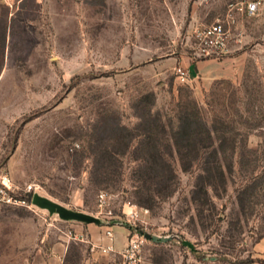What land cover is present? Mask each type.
I'll list each match as a JSON object with an SVG mask.
<instances>
[{
  "label": "rangeland",
  "instance_id": "374dc122",
  "mask_svg": "<svg viewBox=\"0 0 264 264\" xmlns=\"http://www.w3.org/2000/svg\"><path fill=\"white\" fill-rule=\"evenodd\" d=\"M0 173V264H264V0H0Z\"/></svg>",
  "mask_w": 264,
  "mask_h": 264
},
{
  "label": "built area",
  "instance_id": "2783aa9c",
  "mask_svg": "<svg viewBox=\"0 0 264 264\" xmlns=\"http://www.w3.org/2000/svg\"><path fill=\"white\" fill-rule=\"evenodd\" d=\"M260 2L253 1L246 5L245 12L249 15H254L259 9ZM229 32L226 27L221 24L212 25L198 34L199 41L206 51H224L227 47ZM179 75L182 79H187L189 74L187 71L178 69ZM16 187L12 178L7 173H0V204L18 206L26 205L27 199L20 198L15 195ZM108 243L100 246L103 253H115L114 234L111 229L105 233ZM132 236L128 245L121 251L120 255L124 260V264H139L141 262V246L142 241Z\"/></svg>",
  "mask_w": 264,
  "mask_h": 264
},
{
  "label": "water",
  "instance_id": "95a60500",
  "mask_svg": "<svg viewBox=\"0 0 264 264\" xmlns=\"http://www.w3.org/2000/svg\"><path fill=\"white\" fill-rule=\"evenodd\" d=\"M40 202L42 203V206L45 208H49L51 210H57L61 218L65 220H79L86 223H91L95 221L93 217H90L88 215L69 213L64 209L60 208L59 206H57L55 203L49 202L46 199L41 198Z\"/></svg>",
  "mask_w": 264,
  "mask_h": 264
},
{
  "label": "crops",
  "instance_id": "0c3cea01",
  "mask_svg": "<svg viewBox=\"0 0 264 264\" xmlns=\"http://www.w3.org/2000/svg\"><path fill=\"white\" fill-rule=\"evenodd\" d=\"M202 66L205 67V62H203ZM197 68L198 69L201 68L199 63L197 64ZM126 234H127L126 230H124L122 228H118V229L114 230L116 252L121 251L126 246V244H127L126 243V236H127ZM102 239H104V242L102 241ZM102 239H101V241L103 242L102 243L103 245L108 243V239L106 238V236H104V238H102Z\"/></svg>",
  "mask_w": 264,
  "mask_h": 264
}]
</instances>
